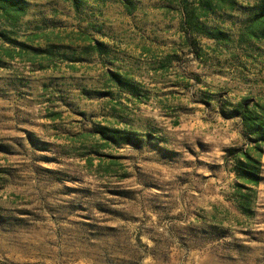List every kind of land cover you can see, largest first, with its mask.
<instances>
[{
  "label": "rangeland",
  "instance_id": "374dc122",
  "mask_svg": "<svg viewBox=\"0 0 264 264\" xmlns=\"http://www.w3.org/2000/svg\"><path fill=\"white\" fill-rule=\"evenodd\" d=\"M25 1L0 12V264H264V142L257 186L225 153L252 147L227 113L264 109V0ZM90 24L145 101L87 94L106 88L70 66Z\"/></svg>",
  "mask_w": 264,
  "mask_h": 264
},
{
  "label": "trees",
  "instance_id": "16d2710c",
  "mask_svg": "<svg viewBox=\"0 0 264 264\" xmlns=\"http://www.w3.org/2000/svg\"><path fill=\"white\" fill-rule=\"evenodd\" d=\"M64 2L71 3L74 8L79 10V2L81 0H62ZM169 1V0H164ZM181 1V0H180ZM186 1V0H182ZM131 4L129 1H124L126 6L127 3ZM200 5L205 7V11L203 16H206L208 13L207 11L214 10L212 3L210 0H200ZM124 6V7H125ZM3 12L4 15L10 17L12 20H8L9 23H14L17 21L22 15L26 13V1L25 0H0V12ZM184 17L182 19V28L185 31H188L190 28V24H193V20H198L199 17L193 13V11H189L190 15L188 14V10L184 8ZM261 16L264 14V8L260 12ZM186 14V15H185ZM193 15V16H192ZM257 23H261L263 21L262 17H257ZM197 27V26H196ZM196 32L204 33L208 35L210 38H215L216 34L211 31H199V29H195ZM255 35V33H253ZM264 34V31L263 33ZM0 37H2L6 41H10L15 43L16 41L11 39L4 31L0 32ZM17 43V42H16ZM93 48L98 51V53H102L104 51L103 46L101 43L95 42ZM44 54L52 55L51 50H44ZM6 54L10 58H14L15 56L6 51ZM20 54V53H18ZM1 65V59H0ZM41 68H44L43 66ZM114 83L121 89H125L126 91L141 96L142 91L138 89L132 82L122 79L121 77L114 76ZM144 92V91H143ZM143 93L142 96H144ZM246 101L241 102L235 109L230 110L227 113V117H239L241 120V124L248 133V140L252 142V147H247L246 149L243 148H227L225 150L226 159L230 160L231 163V170L234 172L237 179L240 180V183H237L238 187L247 188V186H257L260 179H261V162H260V154L262 153V144L264 142V109L258 103H252L248 105ZM104 131L99 130L98 132L103 135V137L108 138L113 141H117L120 137L123 142H137V139L131 135H124L118 136L113 131L112 133H108L107 128ZM118 137V138H117ZM256 150L258 153L257 157L251 154V150Z\"/></svg>",
  "mask_w": 264,
  "mask_h": 264
},
{
  "label": "crops",
  "instance_id": "0c3cea01",
  "mask_svg": "<svg viewBox=\"0 0 264 264\" xmlns=\"http://www.w3.org/2000/svg\"><path fill=\"white\" fill-rule=\"evenodd\" d=\"M121 5L124 7V0L120 1ZM26 12H27V2H26ZM26 14V13H25ZM23 16V15H22ZM90 26H92L93 30L91 31L92 33L99 35L100 39L87 34L84 37V42H86L85 46H84V54H75L72 58H70V66L73 69H79L80 67H82L83 69H85V74L87 75V77L90 79L91 77H96L98 75H100L101 77L106 78V83L105 86L106 88H102L100 90H93V91H87V94H89V96L91 97V95H94L96 97L98 96H106V95H110L112 89H114V91L116 93H118L119 95H124L126 99L128 100H132L136 103H140L145 101V99L148 98V95L143 92V87L140 86V83L137 82L135 79V77L133 75H131L129 72H127V68L124 69L123 66L119 63H117V57H113L112 53H113V49L111 48L112 44V37H109L103 29L100 28H96L95 26H93L92 24H90ZM139 33L137 34V36L140 38L141 37V32H143L142 30H138ZM89 32V31H88ZM101 43L103 46L104 51L102 53H98V51H96L93 48L94 43ZM141 46H139L138 49H140ZM138 54L141 53L140 50H137ZM137 54V53H135ZM147 54V57L149 59H151L150 61H154L155 59H157L155 54H151L150 51L145 52L144 55ZM90 56V57H88ZM134 59H137V55H132L131 56ZM67 60V59H65ZM112 66V67H111ZM166 64H162L160 65L158 68L161 69H166ZM44 69V68H43ZM156 70V69H155ZM118 76L121 77L122 79H126L130 82H132L135 86L138 87V89H140L142 91L141 96H137L134 95L128 91H126L125 89H121L118 86L115 85L114 83V76ZM144 94V96H142Z\"/></svg>",
  "mask_w": 264,
  "mask_h": 264
}]
</instances>
